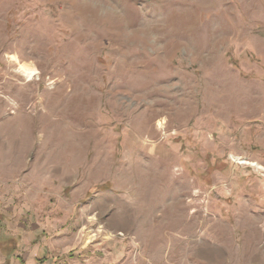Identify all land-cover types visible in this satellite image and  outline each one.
<instances>
[{
    "label": "rangeland",
    "instance_id": "rangeland-1",
    "mask_svg": "<svg viewBox=\"0 0 264 264\" xmlns=\"http://www.w3.org/2000/svg\"><path fill=\"white\" fill-rule=\"evenodd\" d=\"M16 245L264 264V0H0V264Z\"/></svg>",
    "mask_w": 264,
    "mask_h": 264
},
{
    "label": "crops",
    "instance_id": "crops-1",
    "mask_svg": "<svg viewBox=\"0 0 264 264\" xmlns=\"http://www.w3.org/2000/svg\"><path fill=\"white\" fill-rule=\"evenodd\" d=\"M38 244V246H37V249H35L34 251H33V249L32 250H30V252H32L31 254H34V255H36L37 254V252H38V255H46V254H49V253H46L47 252V250L45 251V249H41L40 248V245H39V243H37ZM41 249V250H40ZM17 251H19V245H16V247L14 248V246L12 247V249H11V251H10V255L9 254H7L6 256H4V259H5V261L7 260H9L10 261V263L11 264H25V263H22L21 261H20V257H17V255H18V252ZM22 252V251H21ZM22 253H24V252H22ZM52 255V254H51ZM11 258H10V257ZM13 256H15L16 258H15V261H16V263L14 262L13 263V259L12 258H14ZM37 256V255H36ZM27 257V256H26ZM35 262L34 263H37L38 261L37 260H34ZM32 264V262L30 261V262H27L26 264Z\"/></svg>",
    "mask_w": 264,
    "mask_h": 264
},
{
    "label": "bare ground",
    "instance_id": "bare-ground-1",
    "mask_svg": "<svg viewBox=\"0 0 264 264\" xmlns=\"http://www.w3.org/2000/svg\"><path fill=\"white\" fill-rule=\"evenodd\" d=\"M20 69L21 71L27 75L28 77H30L31 75H33L35 73V70L30 68L28 65L26 64H20Z\"/></svg>",
    "mask_w": 264,
    "mask_h": 264
},
{
    "label": "trees",
    "instance_id": "trees-1",
    "mask_svg": "<svg viewBox=\"0 0 264 264\" xmlns=\"http://www.w3.org/2000/svg\"><path fill=\"white\" fill-rule=\"evenodd\" d=\"M45 259H46V257H45V255H43V256L41 257V259H39L38 263H39V262H45V261H43V260H45Z\"/></svg>",
    "mask_w": 264,
    "mask_h": 264
},
{
    "label": "built area",
    "instance_id": "built-area-1",
    "mask_svg": "<svg viewBox=\"0 0 264 264\" xmlns=\"http://www.w3.org/2000/svg\"><path fill=\"white\" fill-rule=\"evenodd\" d=\"M40 264H44V263H40Z\"/></svg>",
    "mask_w": 264,
    "mask_h": 264
}]
</instances>
